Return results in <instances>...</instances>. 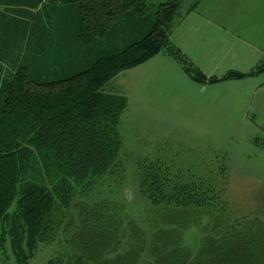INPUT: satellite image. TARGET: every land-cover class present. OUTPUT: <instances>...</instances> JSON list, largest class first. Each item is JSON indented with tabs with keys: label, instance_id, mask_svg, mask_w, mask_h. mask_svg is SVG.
<instances>
[{
	"label": "rangeland",
	"instance_id": "374dc122",
	"mask_svg": "<svg viewBox=\"0 0 264 264\" xmlns=\"http://www.w3.org/2000/svg\"><path fill=\"white\" fill-rule=\"evenodd\" d=\"M163 2L148 0L150 20ZM190 3L180 4L176 26ZM40 9L37 19L14 9L11 15L22 22L11 38L1 24L6 11L0 7L1 61L21 48L16 62L30 59L27 45L34 23L36 35L40 23L50 25L52 34L47 54L39 55L32 69L43 72L63 65L79 68L90 58L121 50L149 29L134 20L132 25L126 16L107 37L86 46L75 40L71 11L52 4ZM229 48L218 43L216 53L196 52L193 61L182 55L204 78L200 82L164 50L160 57L165 61L155 56L103 88L106 94L126 95L128 102L120 119V167L89 192H75L70 208L56 214L62 224L56 239L39 244L28 264H49L64 253L94 260L101 255L107 264H264V108L258 104L261 93L255 92L264 84V73L209 82L227 74L246 75L264 57L245 63L248 58L241 61L242 54L227 52ZM3 76L0 71V82ZM150 163L167 169L171 178L200 182L209 191L207 206L151 207L136 182L140 165ZM45 179L49 187L54 183L51 176ZM0 264H16L1 224Z\"/></svg>",
	"mask_w": 264,
	"mask_h": 264
},
{
	"label": "trees",
	"instance_id": "16d2710c",
	"mask_svg": "<svg viewBox=\"0 0 264 264\" xmlns=\"http://www.w3.org/2000/svg\"><path fill=\"white\" fill-rule=\"evenodd\" d=\"M183 1L165 0L150 20L148 0H0V7L6 11L1 24H5L11 38L22 22L11 15L13 11L31 13L32 19H37L40 7L45 9L50 4L72 12L75 40L86 46L107 37L126 16L131 24L134 20L149 27L121 50L90 58L79 68L63 65L59 70L50 67L43 72L32 69L37 65L36 58L47 54L52 34L48 31L50 25L40 23L41 34L36 35L38 27L34 23L27 45L30 59L24 64L16 62L24 48L13 57L0 58V71L4 73L0 82V224L6 227L16 264H28L39 244L56 239L62 226L56 214L70 208L76 191L89 192L120 167V119L128 102L118 93L103 92L111 80L164 50L181 62L194 80H204L169 39ZM190 1L189 12L202 0ZM260 73H264V63L246 75L227 74L209 82ZM50 176L54 183L49 187L45 177ZM136 182L141 198L154 208H201L209 200V191H204L200 182L171 178L168 170L158 164L140 165ZM49 264L107 262L101 255L94 260L84 254L64 253L62 259H53Z\"/></svg>",
	"mask_w": 264,
	"mask_h": 264
},
{
	"label": "crops",
	"instance_id": "0c3cea01",
	"mask_svg": "<svg viewBox=\"0 0 264 264\" xmlns=\"http://www.w3.org/2000/svg\"><path fill=\"white\" fill-rule=\"evenodd\" d=\"M188 9L169 37L182 55L193 61L196 52H215L217 44L225 42L230 45L227 52L241 53V61L248 58L245 63H257L264 57V0H202L194 10ZM160 54L155 60L165 61ZM263 90L264 84L257 85L260 109L264 108Z\"/></svg>",
	"mask_w": 264,
	"mask_h": 264
}]
</instances>
